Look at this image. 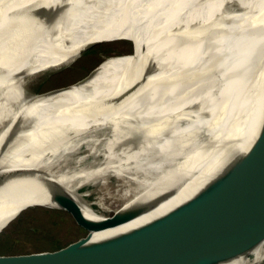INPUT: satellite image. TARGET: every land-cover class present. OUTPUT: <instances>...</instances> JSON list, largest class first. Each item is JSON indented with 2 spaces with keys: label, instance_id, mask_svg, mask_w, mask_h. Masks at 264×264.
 Returning <instances> with one entry per match:
<instances>
[{
  "label": "bare ground",
  "instance_id": "obj_1",
  "mask_svg": "<svg viewBox=\"0 0 264 264\" xmlns=\"http://www.w3.org/2000/svg\"><path fill=\"white\" fill-rule=\"evenodd\" d=\"M231 1L238 8L223 11ZM118 37L135 43V66L144 57L164 58L188 45L192 51L179 73L153 81L159 94L127 85L118 73L94 78L106 69L103 61L86 79L33 96L13 112H4L0 103V173H11L0 180V228L24 205H52L39 190L48 183L67 192L86 218L98 220L103 216L88 211L68 180L144 166L154 173L128 175L140 189L121 206L148 202L147 207L123 224L91 231L86 243L109 239L183 203L247 149L264 117V0H0V96L15 98L13 89L23 76L62 66L94 40ZM122 59L119 70L131 62ZM162 70L156 65L154 71ZM190 104L196 109L188 115ZM24 116L28 123L21 121ZM116 117L132 121L125 124L127 132L116 129ZM106 124L113 127L105 143L108 165L70 175L50 172L52 157L70 141ZM131 132L139 137L138 147L114 151ZM200 135L208 140L199 142ZM252 252L250 259L224 264H252L262 256L261 245Z\"/></svg>",
  "mask_w": 264,
  "mask_h": 264
},
{
  "label": "water",
  "instance_id": "obj_2",
  "mask_svg": "<svg viewBox=\"0 0 264 264\" xmlns=\"http://www.w3.org/2000/svg\"><path fill=\"white\" fill-rule=\"evenodd\" d=\"M116 40L130 42L131 52L126 56L134 61L135 46L122 37L94 40L79 49L76 56ZM92 71L80 80L35 97L63 91L89 77ZM148 71L147 68L143 76L150 75ZM248 140L251 141L244 152L235 153L183 203L142 226L90 244L86 243L89 232L129 221L144 210L148 202L126 208L119 206L112 213L92 220L83 215L75 200L60 186L48 183L39 187L53 204L25 208L60 210L84 234L53 250L0 254V264H224L250 259L257 246L264 248V117ZM23 172L15 170L13 173ZM9 174L0 173V180Z\"/></svg>",
  "mask_w": 264,
  "mask_h": 264
},
{
  "label": "rangeland",
  "instance_id": "obj_3",
  "mask_svg": "<svg viewBox=\"0 0 264 264\" xmlns=\"http://www.w3.org/2000/svg\"><path fill=\"white\" fill-rule=\"evenodd\" d=\"M236 8H238V3L231 1L225 4L223 11H233L236 10ZM68 18L69 16L66 20H68ZM133 44L136 49L135 43ZM177 50L178 51H176L175 54H170L169 56L167 55L164 58L151 59L149 56L147 60V57H144L145 59L143 58L142 61H140L141 64L136 66L146 64L149 65L148 72L151 74L145 77L143 76L145 71L133 68L136 67L133 62H130L131 64L129 63L128 67L123 70H119L118 68L119 65L123 63V59L122 57L116 56H126L131 52V44L129 41L116 40L99 44L94 46L90 51L83 52L75 56L65 64H62V66L59 65L57 67L23 76V78L16 82L15 88L13 89L16 97L3 98V96H0V103H3L1 105L3 108H6V110H3L4 112H13L21 105L23 106L24 104L29 103L30 98L37 94L80 80L103 61H105V65L104 63L103 65L105 66L104 69H106L102 70L94 78L102 75V77L107 78L115 73H118L127 85L142 91L159 94V90L156 91L157 89L153 86L154 82L162 79H169L179 73L190 59L192 45H188L183 49L179 48ZM167 60L168 65L166 66ZM114 62L117 63L115 64ZM156 65H162L163 70L166 72L163 70L162 72L154 71L156 69ZM37 106L38 105H32V108ZM195 109L196 105L190 104L185 108L184 112L190 115L195 111ZM3 111H1L0 114H2ZM115 120L117 122L116 124H118L116 129L119 132H127L126 125L129 124L128 122H132L130 119L119 121L117 117ZM21 121L28 123L25 116L21 119ZM2 123H4V121H2L1 124ZM1 126L2 125H0V127ZM112 128L111 124H106L102 128L92 130L82 138L79 137L70 141L63 152L60 151L52 157L49 166L50 172L53 174L60 173L70 175L78 170H86L89 168L94 169L98 166L101 167L108 165L109 161H107L104 156L105 143L112 137ZM132 133L134 132H131L128 135H123V137L118 140L116 144H114V151H130L135 147H138L140 144V140L138 139L139 137H136L135 134ZM164 134H166V130L160 131L159 137L161 138ZM198 137H200L198 139L199 142L202 140L206 142L208 140V138H205L202 135ZM152 150L154 149L152 148ZM150 156L155 158L152 154ZM144 168V166H139V169L135 172L128 170L127 173L122 174H116L112 171L106 170L103 173L90 176L88 178L75 177L72 180H68L67 186L75 188V193L80 195V201L89 207H86L88 211L91 212L92 210L95 214L105 216L112 213L124 202L131 199L140 189L138 182L129 179L131 177L128 175L141 178L145 174L150 175L151 173H154H147L148 169ZM109 205L110 207H113L110 208ZM29 209L34 210L27 212ZM25 211L29 215H25ZM17 213L14 217H12V219L7 221L6 226L0 231V254L53 250L77 239L84 234V231L75 226L62 211L55 208L28 207ZM19 215H21L20 217L25 216V218H21L19 221L15 222V224L11 225V233H8V237H6L5 234L2 236V231L5 230ZM262 250L263 252L261 258L252 264H264V248Z\"/></svg>",
  "mask_w": 264,
  "mask_h": 264
},
{
  "label": "trees",
  "instance_id": "obj_4",
  "mask_svg": "<svg viewBox=\"0 0 264 264\" xmlns=\"http://www.w3.org/2000/svg\"><path fill=\"white\" fill-rule=\"evenodd\" d=\"M93 48V47H92ZM92 48H90V49H88V50H86L85 52H88V51H90ZM30 210H34V209H29V210H27V212L28 211H30ZM26 212V211H25ZM27 212L25 213V215H29V214H27ZM22 215V214H21ZM21 215H19L5 230H3L2 231V236L5 234V236L6 237H8L9 236V234L8 233H11V229H10V227H12L11 225L12 224H15V222H17V221H19L21 218H25V216L24 217H20ZM6 226V224H4L1 228H0V231L4 228ZM6 231H7V233H6Z\"/></svg>",
  "mask_w": 264,
  "mask_h": 264
}]
</instances>
